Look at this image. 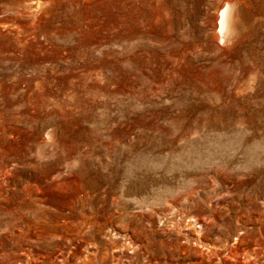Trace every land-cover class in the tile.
<instances>
[{
    "label": "rangeland",
    "instance_id": "rangeland-1",
    "mask_svg": "<svg viewBox=\"0 0 264 264\" xmlns=\"http://www.w3.org/2000/svg\"><path fill=\"white\" fill-rule=\"evenodd\" d=\"M0 264H264V0H0Z\"/></svg>",
    "mask_w": 264,
    "mask_h": 264
},
{
    "label": "bare ground",
    "instance_id": "bare-ground-1",
    "mask_svg": "<svg viewBox=\"0 0 264 264\" xmlns=\"http://www.w3.org/2000/svg\"><path fill=\"white\" fill-rule=\"evenodd\" d=\"M228 9L226 8L222 14H221V19H220V32H225V28L228 22Z\"/></svg>",
    "mask_w": 264,
    "mask_h": 264
}]
</instances>
